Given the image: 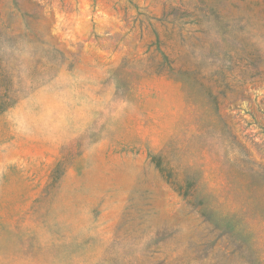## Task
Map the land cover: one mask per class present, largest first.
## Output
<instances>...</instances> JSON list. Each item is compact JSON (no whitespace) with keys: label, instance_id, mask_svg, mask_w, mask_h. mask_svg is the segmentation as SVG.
<instances>
[{"label":"rangeland","instance_id":"rangeland-1","mask_svg":"<svg viewBox=\"0 0 264 264\" xmlns=\"http://www.w3.org/2000/svg\"><path fill=\"white\" fill-rule=\"evenodd\" d=\"M0 264H264V0H0Z\"/></svg>","mask_w":264,"mask_h":264}]
</instances>
